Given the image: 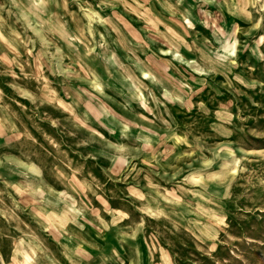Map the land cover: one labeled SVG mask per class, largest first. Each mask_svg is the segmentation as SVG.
<instances>
[{"label": "rangeland", "instance_id": "rangeland-1", "mask_svg": "<svg viewBox=\"0 0 264 264\" xmlns=\"http://www.w3.org/2000/svg\"><path fill=\"white\" fill-rule=\"evenodd\" d=\"M0 264H264V0H0Z\"/></svg>", "mask_w": 264, "mask_h": 264}]
</instances>
